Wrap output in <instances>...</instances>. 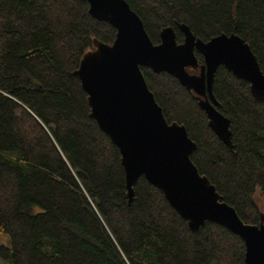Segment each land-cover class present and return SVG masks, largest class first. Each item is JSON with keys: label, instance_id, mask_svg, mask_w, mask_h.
<instances>
[{"label": "trees", "instance_id": "obj_1", "mask_svg": "<svg viewBox=\"0 0 264 264\" xmlns=\"http://www.w3.org/2000/svg\"><path fill=\"white\" fill-rule=\"evenodd\" d=\"M125 1L153 44L169 27L182 43L181 24L205 42L235 34L264 73V0ZM116 35L85 0H0V235L8 238L0 264H246L240 236L209 221L191 231L145 177L130 203L120 150L91 116L76 74L96 43ZM141 70L167 121L197 144L191 160L201 175L245 223L259 225L264 100L219 67L213 92L230 121V148L194 93L168 73Z\"/></svg>", "mask_w": 264, "mask_h": 264}, {"label": "water", "instance_id": "obj_2", "mask_svg": "<svg viewBox=\"0 0 264 264\" xmlns=\"http://www.w3.org/2000/svg\"><path fill=\"white\" fill-rule=\"evenodd\" d=\"M85 1L95 19L117 30L111 45L95 44L76 74L88 95L91 116L120 150L130 203L136 183L145 177L162 191L191 231H198L208 221L217 223L243 239L246 264H264V215L259 225L245 223L201 175L191 160L197 144L184 125L167 121L141 70L147 67L154 73H168L194 93L211 129L233 148L230 121L218 109L213 85L223 66L249 82L256 99L264 100V73L250 46L235 34L205 42L185 24L179 26L182 43L169 27L155 45L125 0ZM197 53L203 56V65Z\"/></svg>", "mask_w": 264, "mask_h": 264}, {"label": "rangeland", "instance_id": "obj_3", "mask_svg": "<svg viewBox=\"0 0 264 264\" xmlns=\"http://www.w3.org/2000/svg\"><path fill=\"white\" fill-rule=\"evenodd\" d=\"M195 74H198V73H195ZM258 200L260 201V203H263L262 199L258 198ZM0 244H7L8 245V238L6 235H0Z\"/></svg>", "mask_w": 264, "mask_h": 264}, {"label": "flooded vegetation", "instance_id": "obj_4", "mask_svg": "<svg viewBox=\"0 0 264 264\" xmlns=\"http://www.w3.org/2000/svg\"><path fill=\"white\" fill-rule=\"evenodd\" d=\"M192 71H195V70H192ZM199 73V72H198Z\"/></svg>", "mask_w": 264, "mask_h": 264}]
</instances>
